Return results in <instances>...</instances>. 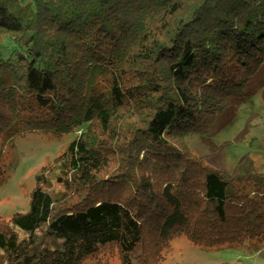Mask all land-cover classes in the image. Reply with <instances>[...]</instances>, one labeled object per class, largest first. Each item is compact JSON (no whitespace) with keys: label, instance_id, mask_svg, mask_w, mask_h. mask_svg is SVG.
<instances>
[{"label":"trees","instance_id":"1","mask_svg":"<svg viewBox=\"0 0 264 264\" xmlns=\"http://www.w3.org/2000/svg\"><path fill=\"white\" fill-rule=\"evenodd\" d=\"M263 64L264 0H0V177L13 139L79 133L29 210L0 217V264H160L177 237L263 246L264 173L215 170L184 142Z\"/></svg>","mask_w":264,"mask_h":264},{"label":"rangeland","instance_id":"2","mask_svg":"<svg viewBox=\"0 0 264 264\" xmlns=\"http://www.w3.org/2000/svg\"><path fill=\"white\" fill-rule=\"evenodd\" d=\"M77 134L56 137L31 133L8 144L0 177V217L8 220L29 210L37 176L65 152ZM184 142L194 157L203 159L206 166L215 170L234 175L239 164L250 158L256 171L264 173V64L244 95L231 99L229 107L217 117L208 134L189 136ZM136 169L134 177L142 178L146 173L144 167ZM163 256L160 264H264V245L207 250L185 237H177L169 242ZM87 264L98 263L90 261ZM102 264L122 263L118 256H112Z\"/></svg>","mask_w":264,"mask_h":264}]
</instances>
